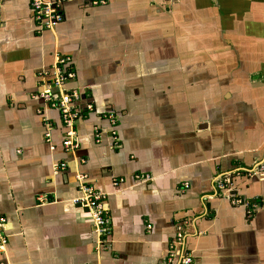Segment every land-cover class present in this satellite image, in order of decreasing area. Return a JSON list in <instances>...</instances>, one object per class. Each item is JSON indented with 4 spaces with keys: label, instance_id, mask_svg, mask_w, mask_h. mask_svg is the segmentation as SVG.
<instances>
[{
    "label": "crops",
    "instance_id": "0c3cea01",
    "mask_svg": "<svg viewBox=\"0 0 264 264\" xmlns=\"http://www.w3.org/2000/svg\"><path fill=\"white\" fill-rule=\"evenodd\" d=\"M105 1L65 0L39 33L31 0H0V264H166L182 223L196 264H264V174L245 177L264 165V0ZM59 54L85 110L74 153L38 97ZM81 175L106 196L107 238ZM227 175L253 218L216 195Z\"/></svg>",
    "mask_w": 264,
    "mask_h": 264
},
{
    "label": "built area",
    "instance_id": "2783aa9c",
    "mask_svg": "<svg viewBox=\"0 0 264 264\" xmlns=\"http://www.w3.org/2000/svg\"><path fill=\"white\" fill-rule=\"evenodd\" d=\"M94 4H103L105 0H91ZM65 0H58L56 2H46L45 0H31V9L33 12V19L39 33L46 31H54L55 28L64 20L62 5ZM72 60L68 56L57 55L52 71L45 72L46 76H51V81L48 86H45L39 96L46 105L59 111L63 127L66 131V138L64 139V148L67 153H74L79 147L78 135L76 130L77 122L83 118L85 110L77 104L79 95L76 91H71L66 88V83L76 78V73L73 70ZM56 88L60 92L54 94L52 91ZM87 111H92L93 107L89 105ZM112 126H116L117 120L115 117H109ZM113 146L118 149L121 145V140L118 132L113 129L111 132ZM50 135L48 134L47 137ZM97 141L101 140V134H96ZM60 170L66 169V164L59 166ZM241 173H238L240 176ZM264 174V165H260L252 171H247V179H251L257 175ZM236 177V176H235ZM86 177L81 175L78 177L80 181V190L84 198L83 202L91 208L92 216L94 218V228L96 234L100 238H107L112 234V225L110 215L106 209V196L100 194L92 186L85 183ZM235 180L233 175L219 176L215 182L216 195L225 197L235 207H244L248 218H253L258 211L260 204L256 200L244 199L237 194L234 187ZM189 186L185 184L187 189ZM42 201V199H40ZM43 203V201L41 202ZM5 219L0 217V253L6 251L8 245V236L4 233L2 226ZM149 229L152 227L149 225ZM189 226L187 223L178 225L175 237L169 243L168 258L166 264H196L193 253L187 248V235ZM106 240V239H105ZM103 241V240H102ZM104 242V241H103Z\"/></svg>",
    "mask_w": 264,
    "mask_h": 264
}]
</instances>
